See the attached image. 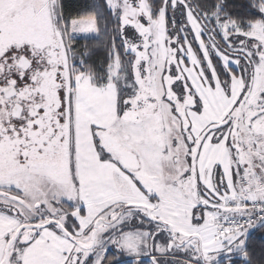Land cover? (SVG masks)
Returning <instances> with one entry per match:
<instances>
[{
    "label": "snow or ice",
    "instance_id": "snow-or-ice-1",
    "mask_svg": "<svg viewBox=\"0 0 264 264\" xmlns=\"http://www.w3.org/2000/svg\"><path fill=\"white\" fill-rule=\"evenodd\" d=\"M0 264H264V0H0Z\"/></svg>",
    "mask_w": 264,
    "mask_h": 264
}]
</instances>
